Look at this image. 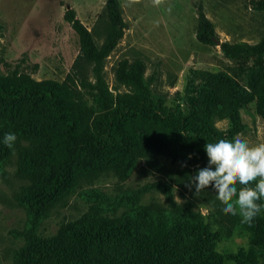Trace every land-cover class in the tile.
I'll return each instance as SVG.
<instances>
[{
  "label": "rangeland",
  "instance_id": "obj_1",
  "mask_svg": "<svg viewBox=\"0 0 264 264\" xmlns=\"http://www.w3.org/2000/svg\"><path fill=\"white\" fill-rule=\"evenodd\" d=\"M106 1L0 0V19L6 25L0 39V55L9 64L0 67V74L6 78L7 87L14 89L31 80H52L64 85L80 52L79 38L65 21V13L74 9L81 22L94 32L96 41L102 43L107 26ZM119 1L128 29L105 61L100 84L105 95L117 93L115 71L120 61L143 59L148 68L147 76L155 77L152 87L164 94L168 105L181 111L188 123L205 124L211 120L222 131H228L237 112L243 125L239 135L252 145L264 143V67L252 61L228 59L220 46L203 45L196 38L198 8L202 6L221 42L261 43L264 10L256 9L260 0ZM228 79L237 84L236 91ZM91 80L96 82L94 78ZM76 90L84 98V107L92 108L97 91L92 94L80 86L72 85L71 89L62 86L61 100L67 105L77 104ZM237 90L238 101L235 100ZM1 121L14 125L17 140L11 149L0 143V264H48L50 254L38 257L36 248L29 251L30 259L21 256L28 247L19 233L27 227L28 217L26 211L17 206L14 196L34 186L18 175V146L43 147L40 158L25 160V174L41 165L48 169L52 183L60 177L61 165L68 156L64 124L53 118L47 102L30 100L14 104L0 102ZM128 129L134 143L130 153H116L75 169L76 178L90 180H82L81 187L70 195H59L61 200L51 217L42 223L40 230L44 236L59 235L63 227L76 222L88 211L89 197L80 195L82 190L97 189L103 195L116 198L157 183L171 185L179 204H192L207 222H214L218 216L216 204H219L215 199L220 201L215 190L205 186L204 191L196 193L189 180L198 168L206 166L205 160L187 166L175 161L178 138L166 122L139 117L128 124ZM5 133L0 132V140ZM157 144L162 145V151L153 149L148 157H140L143 146ZM129 162L134 168L124 176L122 172ZM132 200L119 212L122 220L129 219L130 229L137 231L131 239L134 246L129 249L132 264H209L204 257L208 250L264 264V234L239 228L226 229L222 239L215 242L200 241L196 234L179 239L164 237L157 241L159 251L150 250L144 240L146 234L152 233L150 242L156 241L146 216L165 225L171 219L169 202L162 191L156 190ZM63 244L68 246L67 241ZM113 246L102 250L107 255L105 264L115 260L114 249L111 252ZM119 253L118 259L124 250L119 248ZM50 263L58 264L57 261ZM75 263L78 264L76 256ZM229 264H241V260Z\"/></svg>",
  "mask_w": 264,
  "mask_h": 264
},
{
  "label": "trees",
  "instance_id": "obj_2",
  "mask_svg": "<svg viewBox=\"0 0 264 264\" xmlns=\"http://www.w3.org/2000/svg\"><path fill=\"white\" fill-rule=\"evenodd\" d=\"M256 9L264 10V0L256 3ZM104 16L107 26L102 43L96 41L94 32L81 22L74 9L67 10L64 16L65 21L70 24L79 38L80 52L66 83L62 86L70 89L72 85L80 86L92 94L97 91L92 108L84 107L86 105L84 98L77 90L79 102L67 105L60 97L62 86L55 81L31 80L27 85L9 89L6 78L0 74V102L13 104L22 100L47 102L53 118L64 124V137L68 150V156L61 165L60 177L51 183L48 169L41 165H37L36 169L25 174V160L28 157L40 158L39 154L43 147L41 145L18 146L20 155L18 175L34 186L33 189L22 190L14 196L17 206L23 208L28 217L27 227L19 233L28 247L27 252L21 256L24 259L26 257L30 259L29 251L36 248L38 257L44 253L50 254L47 258L48 264H52L50 261H57L58 264H73L74 256L77 257L78 264H105L107 255L102 250L114 245L111 250L112 252L114 249L113 256H119V248L124 250V253L120 259L115 257L112 264H132L130 248L134 245L131 239L137 235V231L130 229L129 219L122 220L119 212L124 206L127 207L130 199H139V196L153 190L162 191L166 195L170 205L171 219L162 225L159 220L146 216L156 241L150 242L152 233L146 234L144 240L149 243L150 250L159 251L157 241L164 237L179 239L183 235L196 234L200 241L207 242L210 239L215 242L222 239L226 229L237 228L264 234V211L251 223H247L243 222L239 215L234 216L222 211V202L215 199L219 203L216 204L218 216L213 223H210L203 214L194 210L192 204H179L174 199L172 186L167 183H157L127 194L125 197L116 198L103 195L97 189L82 190L80 195L89 197L88 211L76 222L63 227L59 235L48 237L42 234L40 230L42 223L51 217L61 200L59 195L62 193L70 195L77 187H81L82 180H90V178H76L77 167L103 160L116 153L131 152L134 145L133 137L128 129L131 121L139 117H148L166 122L178 138L179 145L174 157L175 161L188 165L201 159L207 163L204 150L207 142L211 143L223 135L229 137L239 135L243 130L237 112L232 117L228 131H222L211 120L205 124L188 123L184 114L170 107L166 96L152 87L155 77L147 76L148 68L143 59L120 61L115 71L117 93L105 95L100 88L105 61L124 38L128 23L124 18L119 0L106 1ZM5 28V23L0 19V39ZM196 38L203 45L220 46L222 53L228 59L252 61L264 67V40L258 44L221 42L214 23L208 18L202 6L198 8ZM8 65V62L0 55V67ZM91 78H94L96 82L94 83ZM227 82L236 91L237 84L231 79ZM235 100L238 101V90ZM13 131L12 123L0 122V132ZM153 149L162 151V145L143 146L140 157H148ZM189 154L191 159L188 158ZM133 168V163L129 162L122 175L125 176ZM250 183L254 186L255 181ZM237 187L239 189L242 186L238 184ZM130 209L132 211L134 208L131 206ZM65 241L68 242L67 247L63 244ZM211 251H206L204 255L209 264H229L238 259L241 260V264H257L238 255L221 256Z\"/></svg>",
  "mask_w": 264,
  "mask_h": 264
},
{
  "label": "clouds",
  "instance_id": "obj_3",
  "mask_svg": "<svg viewBox=\"0 0 264 264\" xmlns=\"http://www.w3.org/2000/svg\"><path fill=\"white\" fill-rule=\"evenodd\" d=\"M16 140V134L8 132L0 143L11 149ZM204 150L207 164L190 176L191 187L198 193L210 186L222 202V211L251 223L264 211V203H260L264 201V143L252 145L240 135H223L207 142Z\"/></svg>",
  "mask_w": 264,
  "mask_h": 264
},
{
  "label": "water",
  "instance_id": "obj_4",
  "mask_svg": "<svg viewBox=\"0 0 264 264\" xmlns=\"http://www.w3.org/2000/svg\"><path fill=\"white\" fill-rule=\"evenodd\" d=\"M219 44H221V42H218Z\"/></svg>",
  "mask_w": 264,
  "mask_h": 264
}]
</instances>
